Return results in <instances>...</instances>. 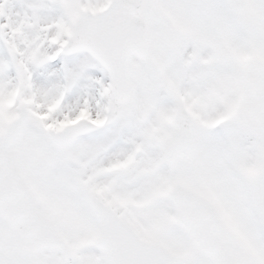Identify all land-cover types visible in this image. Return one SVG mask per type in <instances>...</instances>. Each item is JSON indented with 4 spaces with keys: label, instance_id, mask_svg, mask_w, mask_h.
<instances>
[{
    "label": "snow or ice",
    "instance_id": "1",
    "mask_svg": "<svg viewBox=\"0 0 264 264\" xmlns=\"http://www.w3.org/2000/svg\"><path fill=\"white\" fill-rule=\"evenodd\" d=\"M0 264H264V0H0Z\"/></svg>",
    "mask_w": 264,
    "mask_h": 264
}]
</instances>
